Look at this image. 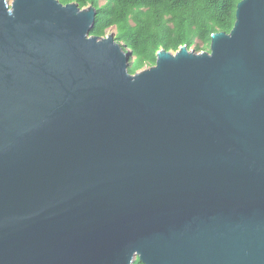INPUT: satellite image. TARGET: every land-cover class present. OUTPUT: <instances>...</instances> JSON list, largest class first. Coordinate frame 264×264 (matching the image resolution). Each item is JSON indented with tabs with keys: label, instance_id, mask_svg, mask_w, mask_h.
Masks as SVG:
<instances>
[{
	"label": "water",
	"instance_id": "95a60500",
	"mask_svg": "<svg viewBox=\"0 0 264 264\" xmlns=\"http://www.w3.org/2000/svg\"><path fill=\"white\" fill-rule=\"evenodd\" d=\"M96 16L0 0V264H264V0L134 74Z\"/></svg>",
	"mask_w": 264,
	"mask_h": 264
},
{
	"label": "trees",
	"instance_id": "16d2710c",
	"mask_svg": "<svg viewBox=\"0 0 264 264\" xmlns=\"http://www.w3.org/2000/svg\"><path fill=\"white\" fill-rule=\"evenodd\" d=\"M97 9L91 35L116 32L115 39L130 50L132 74L157 62L161 49L177 51L187 45L196 52L210 51L212 34L230 33L241 0H60ZM133 51V54H131ZM133 264H145L138 257Z\"/></svg>",
	"mask_w": 264,
	"mask_h": 264
},
{
	"label": "rangeland",
	"instance_id": "374dc122",
	"mask_svg": "<svg viewBox=\"0 0 264 264\" xmlns=\"http://www.w3.org/2000/svg\"><path fill=\"white\" fill-rule=\"evenodd\" d=\"M11 1H12V0H11ZM102 3H104L103 0H102ZM109 33H110V32H109ZM109 33H108V34H109ZM192 50H193V49H192ZM129 52H130V50H127L126 53H129ZM134 61H135V55L133 54L132 57H131V62H130V64L133 63Z\"/></svg>",
	"mask_w": 264,
	"mask_h": 264
}]
</instances>
